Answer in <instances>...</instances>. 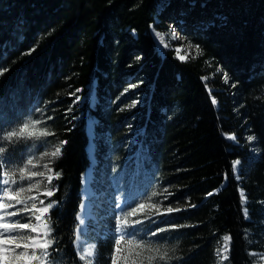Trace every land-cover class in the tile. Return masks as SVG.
<instances>
[{
	"label": "trees",
	"instance_id": "trees-1",
	"mask_svg": "<svg viewBox=\"0 0 264 264\" xmlns=\"http://www.w3.org/2000/svg\"><path fill=\"white\" fill-rule=\"evenodd\" d=\"M159 1L0 0V155L20 166L28 154H44L60 173L35 201L54 204L47 223L55 264L83 263L74 240L90 164L88 111L96 118V169L126 172L122 209L134 220L117 235L114 211L96 228L94 264L264 259V0H170L159 16L169 14L195 45L183 59L152 37ZM24 124L23 136L5 139ZM152 197L158 209L146 204ZM142 202L146 209L131 216L128 208ZM16 219L28 222H9Z\"/></svg>",
	"mask_w": 264,
	"mask_h": 264
},
{
	"label": "rangeland",
	"instance_id": "rangeland-1",
	"mask_svg": "<svg viewBox=\"0 0 264 264\" xmlns=\"http://www.w3.org/2000/svg\"><path fill=\"white\" fill-rule=\"evenodd\" d=\"M170 0H160L157 4V13L155 15V23L152 24L150 31L152 34V37L156 44L160 46L161 48H168V49H174L176 52V55L181 58L185 57L186 51L195 49V45H192L191 43L186 40L185 36L181 32L180 28L169 19V14H165L164 16H159L160 12L166 7V5L169 3ZM158 24V25H157ZM159 25H165L168 30H161ZM157 35H156V34ZM154 34L158 36L160 35V39H155ZM177 49H179V52H177ZM222 76L221 79L222 81H229V74L225 70H221ZM83 98H80V101L83 102ZM90 100H91V106H94L95 103V96L90 94ZM218 105V104H217ZM91 118L93 120V126H94V120H96L95 116L92 114L91 111L87 112V119ZM94 118V119H93ZM88 129V128H87ZM227 139L230 141L234 142L235 144H238V137L234 134L227 133L226 134ZM93 137L88 136V144H87V153L89 154L88 157H90L91 149L95 148L96 150V144L95 141L91 142V139ZM93 141V139H92ZM92 147V148H91ZM253 149V148H251ZM258 153V151L254 152ZM31 159L33 161V165H28L27 161ZM91 158H89V165L88 167L85 168L83 173L87 171V168L91 166L90 169H88V173L90 174V182H84V178L86 179L87 177H84L83 173L81 176V188H80V198L81 202L78 206V211L76 215V222H77V228L75 232V240H74V250L78 254V258L82 260V264H94V259H95V254H96V234L98 233L99 228L101 225L102 226H108L106 222L110 221L112 214L114 211L117 213L116 217V232L117 235H123L125 233V230L123 229L122 220H127V215L125 213L124 208L122 207L126 204V197L130 194L129 192V184H125L124 180L126 179L125 174L123 176H119L117 172L115 171L116 168L114 167L112 170L108 171L107 173H102L97 171L96 165L98 164L97 158H95V162ZM237 162V161H236ZM239 164L234 163V168H235V176L238 180L241 179L240 171H241V162L240 160L238 161ZM7 167H3V171L8 172L10 174L11 180H15L22 184L26 189L31 187L33 184L39 182V187L38 188H33L31 192L26 191L25 193L22 194V197H33L35 196L38 200L40 197V190L43 186L48 185L49 183L45 179V177H33L31 180L25 179L24 181H20L19 177V168L25 167L26 166V174L27 172L31 171H39V172H44L45 176L48 174H54V170L51 166H49L45 162L44 154H40L37 156L28 154L26 161L22 165H14L11 166L7 164ZM44 165H47L48 168H51L53 170L52 173H48L47 169L44 167ZM12 173H15V175H12ZM99 173V174H98ZM2 182V179L4 178L3 175L0 176ZM131 179V178H130ZM128 179V180H130ZM10 180V185L9 187H6V191L10 192H15L18 191V187L16 185L11 184ZM54 182V179L52 180L51 183ZM50 185V184H49ZM86 191L91 192L90 197L87 196ZM155 197H152L150 200L146 201V204L149 205V209H158L159 205L155 201H159V199H154ZM35 200V201H36ZM0 202L2 203H9L6 198L3 197V193H0ZM136 201L133 202V204ZM144 202H142L141 205H144L143 209H140V205H137L136 207H133L132 205L128 208L130 211H132L131 216H133L136 213H141L143 210L146 209V205ZM23 207V205H20ZM87 207V208H86ZM87 209V217H85V211ZM9 211H15L16 209H8ZM83 210V211H82ZM3 212V209H0V213ZM150 212V210H149ZM40 214V213H39ZM37 214V215H39ZM82 214V215H81ZM28 215V214H26ZM49 213L44 214V220L47 223ZM81 215V216H80ZM5 222H9L5 221ZM134 220L127 222L129 225H133ZM33 224H37L40 227L41 233H42V225L39 224V222H36L34 219L32 221ZM79 226H83V231L81 234L78 233V228ZM25 232L24 230H21ZM101 231V229H100ZM129 234L130 232H126ZM33 235V233H32ZM229 243L230 239L227 241V250L225 249V243L223 244L222 251L224 252V255L227 253L229 249ZM94 246V255L91 256L90 258L81 259V256L83 255L84 251L91 248ZM51 251V250H50ZM31 252V250H29ZM39 254V252H38ZM34 264H40V261H34ZM256 264H264V259Z\"/></svg>",
	"mask_w": 264,
	"mask_h": 264
},
{
	"label": "snow or ice",
	"instance_id": "snow-or-ice-1",
	"mask_svg": "<svg viewBox=\"0 0 264 264\" xmlns=\"http://www.w3.org/2000/svg\"><path fill=\"white\" fill-rule=\"evenodd\" d=\"M179 52V49H177ZM184 57H181L183 59ZM28 128L27 124H24L23 127L20 128L19 132L12 131L9 132L5 139L11 140L13 137L23 136L24 130ZM249 139H253V137H249ZM66 143V142H62ZM5 149L0 147V154H3ZM52 157H58L61 155V148H56L50 154ZM239 162H235L238 164ZM28 165H33V161L29 159L27 161ZM7 163L5 162V158L0 155V167H7ZM35 167V165H33ZM47 169L48 173H52L53 170L48 168L47 165H44ZM15 175V173H12ZM60 173L56 172L54 174H48L45 176L44 172L39 171H31L26 174V166L19 168V177L20 181H24L25 179L31 180L33 177H45L47 182L51 184L53 179H58ZM2 182H0V193H3V197L6 198L9 203L0 202V209H3V212L0 213V264H32L33 261H40V264H55V258L52 255V252L55 249L52 247L54 245V239H50L51 236V227L44 220V214L49 213L50 209L54 207V204L49 202L46 206H44V201H40L41 207L37 208L35 200L37 199L35 196L21 198L22 194L26 191L31 192L33 188L39 187V182L33 184L29 188H25L19 182L15 180H11L10 174L8 172L3 173ZM11 184L16 185L18 187V191L10 192L6 191L5 188L9 187ZM48 197L53 195V191L48 190L44 193ZM212 193H209L211 195ZM29 200L32 201L31 208L28 207ZM17 205H23V208H16ZM140 209H143L144 205L139 206ZM15 208V211H9L8 209ZM177 211L179 209H176ZM168 212H172V208L167 209ZM37 213H40L37 215ZM28 214V215H24ZM12 217H23L27 219L28 222L21 223L19 219L8 221L9 218ZM33 219L39 224L42 225L43 231L41 233L40 228L37 224H33ZM122 224H126V220L121 221ZM21 230H27V232H23ZM32 233H36V235H32ZM126 239L125 236H122L120 239L115 241L116 245L119 246L121 241ZM226 241L225 249L227 250V241L230 239L229 237L224 238ZM128 243L131 244L132 240L128 239ZM50 249L52 251H50ZM31 250V252H29ZM38 250V251H37ZM117 251H120L119 247H117ZM39 252V254H38ZM94 255V246L84 251L81 259L87 260V258ZM112 259V264H117L115 258ZM227 259V256L224 257ZM90 264V262H89ZM133 264L135 262L133 261Z\"/></svg>",
	"mask_w": 264,
	"mask_h": 264
},
{
	"label": "bare ground",
	"instance_id": "bare-ground-1",
	"mask_svg": "<svg viewBox=\"0 0 264 264\" xmlns=\"http://www.w3.org/2000/svg\"><path fill=\"white\" fill-rule=\"evenodd\" d=\"M156 34V33H155ZM154 34V37H155V39H156V41H157V39H160V35L158 34V36H156ZM94 119V118H93ZM94 122H96V120H94ZM88 128V129H87ZM87 128H86V131H87V135L89 136V137H93L92 139H94V126H93V120L89 117L88 119H87ZM92 139H91V142H93L92 141ZM92 148V147H91ZM94 151H95V148H93V149H91V153H90V157L89 158H91L94 162H95V154H94ZM88 152V151H87ZM89 155V154H88ZM92 161V162H93ZM239 164V163H238ZM91 168V166H89V168H87V171H85L84 173H83V175H84V177H87L86 179L84 178V182L86 181V182H90V174L88 173V169H90ZM86 193H87V196L88 197H90V194H91V192H89V191H86ZM87 208V207H86ZM83 211V210H82ZM87 209H86V211H85V217H87ZM82 215V214H81ZM80 215V216H81ZM79 230H78V233L79 234H81L82 232H84L83 231V226H79V228H78ZM94 252H95V250H94ZM90 258V260L92 259L91 257H89Z\"/></svg>",
	"mask_w": 264,
	"mask_h": 264
},
{
	"label": "water",
	"instance_id": "water-1",
	"mask_svg": "<svg viewBox=\"0 0 264 264\" xmlns=\"http://www.w3.org/2000/svg\"><path fill=\"white\" fill-rule=\"evenodd\" d=\"M92 95H93V96H95V93H94V91L92 92ZM236 161H239V160H236Z\"/></svg>",
	"mask_w": 264,
	"mask_h": 264
}]
</instances>
